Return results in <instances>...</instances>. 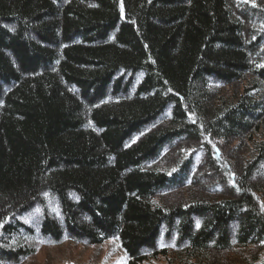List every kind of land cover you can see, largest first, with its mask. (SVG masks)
I'll return each mask as SVG.
<instances>
[{"label": "trees", "instance_id": "16d2710c", "mask_svg": "<svg viewBox=\"0 0 264 264\" xmlns=\"http://www.w3.org/2000/svg\"><path fill=\"white\" fill-rule=\"evenodd\" d=\"M262 65L264 0H0V262L147 264L167 227L177 264H264Z\"/></svg>", "mask_w": 264, "mask_h": 264}, {"label": "rangeland", "instance_id": "374dc122", "mask_svg": "<svg viewBox=\"0 0 264 264\" xmlns=\"http://www.w3.org/2000/svg\"><path fill=\"white\" fill-rule=\"evenodd\" d=\"M203 183L206 184V180H204ZM162 233H166L167 235L165 242L168 244L166 248L168 257H166V255H161L156 259H151L149 262H147V264L178 263L177 260L179 259V254H176V252L181 251L183 247L182 245H179L178 248L173 246L177 244V241L180 238L179 234L177 235V232L174 233V230H168L167 227L162 229ZM21 235H24V233H20V236ZM33 243L34 242L32 241H28L27 236H25V241L22 244H24L26 247L27 245L30 248L34 247V254L33 256L26 258L20 264H121V262L128 264L125 254L119 248L118 242L116 240H108L100 245L89 246L76 244L70 241H64L54 245L41 246H36ZM16 245L17 243L15 246ZM0 264H4V262H0Z\"/></svg>", "mask_w": 264, "mask_h": 264}, {"label": "snow or ice", "instance_id": "6c2138e0", "mask_svg": "<svg viewBox=\"0 0 264 264\" xmlns=\"http://www.w3.org/2000/svg\"><path fill=\"white\" fill-rule=\"evenodd\" d=\"M245 2H248V0H245ZM253 6H255V5L253 4ZM262 67H264V65H262ZM121 264H124V262H121Z\"/></svg>", "mask_w": 264, "mask_h": 264}]
</instances>
